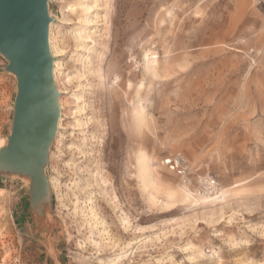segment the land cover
<instances>
[{"label":"rangeland","instance_id":"1","mask_svg":"<svg viewBox=\"0 0 264 264\" xmlns=\"http://www.w3.org/2000/svg\"><path fill=\"white\" fill-rule=\"evenodd\" d=\"M49 12L55 227L32 217L24 181L0 175V264H264V0H50ZM7 64L0 142L17 93ZM178 157L222 198L182 188Z\"/></svg>","mask_w":264,"mask_h":264},{"label":"water","instance_id":"2","mask_svg":"<svg viewBox=\"0 0 264 264\" xmlns=\"http://www.w3.org/2000/svg\"><path fill=\"white\" fill-rule=\"evenodd\" d=\"M50 0H0V55L4 70L17 80L11 132L0 149V175L25 182L32 217L50 222L51 187L47 173L61 115L50 50Z\"/></svg>","mask_w":264,"mask_h":264},{"label":"built area","instance_id":"3","mask_svg":"<svg viewBox=\"0 0 264 264\" xmlns=\"http://www.w3.org/2000/svg\"><path fill=\"white\" fill-rule=\"evenodd\" d=\"M174 163L180 179V184L189 189L191 192L195 194L200 192L213 193L219 188V184L212 177L200 174L192 176V171L189 169L183 158H176Z\"/></svg>","mask_w":264,"mask_h":264},{"label":"bare ground","instance_id":"4","mask_svg":"<svg viewBox=\"0 0 264 264\" xmlns=\"http://www.w3.org/2000/svg\"><path fill=\"white\" fill-rule=\"evenodd\" d=\"M51 25H52V23H51ZM51 25H50V30H51ZM51 32V31H50ZM49 41H50V43H51V33H50V35H49ZM50 50H51V53H52V55H53V57H54V79H55V82H56V74H55V70H56V66H57V63H56V57L54 56V54H53V47H52V43H51V45H50ZM59 90V89H58ZM60 92V91H59ZM61 93V92H60ZM60 108H61V105H60ZM61 117H62V111H61V115H60V119H59V123H58V132H59V125H60V120H61ZM58 132H57V136H58ZM57 136H56V138H57ZM7 145V138H5L4 140H2L1 142H0V149L1 148H3V147H5ZM49 183H50V187H51V178L49 177ZM182 188H184V189H186L188 192H190L191 194H193V195H199V196H206V197H209V198H213V199H221L222 198V187H220L219 186V188L215 191V192H213V193H210V192H204V193H202V192H200V193H197V194H195V193H193V192H191L189 189H187L186 187H184V186H181ZM204 198H197V201H201V200H203ZM205 200V199H204ZM54 224H55V222H54ZM55 227V225H53V228ZM53 228H52V231H53ZM67 240V239H66Z\"/></svg>","mask_w":264,"mask_h":264}]
</instances>
